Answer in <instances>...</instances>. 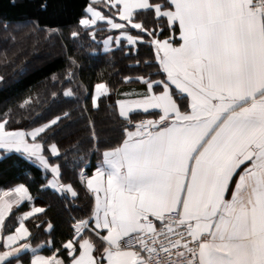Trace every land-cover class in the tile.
<instances>
[{"label": "snow or ice", "instance_id": "obj_1", "mask_svg": "<svg viewBox=\"0 0 264 264\" xmlns=\"http://www.w3.org/2000/svg\"><path fill=\"white\" fill-rule=\"evenodd\" d=\"M98 22L118 31L103 39L105 53L144 44L152 55L135 63L154 71L124 76L144 87L115 100L117 135L94 174L78 173L91 213L59 245L47 241L50 255L28 242L26 226L45 208L18 215V226L6 223L14 206L33 200L29 188L0 194V264L22 251L32 253L30 264H264V0H90L78 25L95 41ZM110 91L96 83L91 108ZM32 103L26 98L19 108ZM12 116L11 108L0 114V159L19 154L51 173L42 188L78 198L63 181L57 161L66 153L54 138L71 111L26 128L11 127ZM87 123L100 151L95 121ZM53 228L48 222L49 234Z\"/></svg>", "mask_w": 264, "mask_h": 264}, {"label": "trees", "instance_id": "obj_2", "mask_svg": "<svg viewBox=\"0 0 264 264\" xmlns=\"http://www.w3.org/2000/svg\"><path fill=\"white\" fill-rule=\"evenodd\" d=\"M89 2L0 0V114L11 108L13 116L10 126L26 128L43 122L61 109L72 113V119L66 121L64 128L58 130L54 138L62 153H66V158L57 161L62 166L63 181L74 185L79 193L78 198L69 195L66 199L61 198L52 189L42 188L41 185H46L47 180L52 178L51 173H45L19 154L11 153L7 158L0 159V191L23 183L33 197L32 202L13 209L6 223L12 221L18 226V215L32 206L45 208V213L26 221L31 233L28 242L34 247L39 246L40 253L45 255L51 254V245L47 241L55 240L59 245L73 230V223L81 218L86 219L91 213V194L79 182V169L86 167L88 173L92 174L102 159L106 143L117 135L115 100L123 98L121 93L125 91L144 87L139 82L125 83L124 76L135 77L154 71L142 63H135L136 59L143 61L152 55L144 44H139L135 49L125 44L124 51L113 49L105 53L103 39L113 33L118 34L117 30H109L105 22H98L94 26L97 34L95 41L85 33L78 20L84 15ZM96 7L102 14L108 13L103 4ZM144 19L151 27L152 18ZM73 29L80 32L78 39L71 38ZM135 33L132 30V34ZM70 57L76 61L75 65ZM69 70L73 73L71 81L67 76ZM53 73L57 76L55 81L51 78ZM99 82L107 83L111 91L108 97L100 98L99 109H92L90 97L94 94V85ZM67 88H72L76 96L63 97V91ZM54 91L58 94L56 103H53L51 95ZM29 97L32 105L20 109L19 104ZM85 103L90 109L88 112L83 111ZM108 105H113V108ZM89 117L95 121L100 136V151L96 150V142L90 137ZM48 222L54 225L51 234L47 231ZM19 260L30 264L31 254L11 259L12 264Z\"/></svg>", "mask_w": 264, "mask_h": 264}, {"label": "crops", "instance_id": "obj_3", "mask_svg": "<svg viewBox=\"0 0 264 264\" xmlns=\"http://www.w3.org/2000/svg\"><path fill=\"white\" fill-rule=\"evenodd\" d=\"M136 31V30H135ZM113 49H116V48H113ZM112 49V50H113ZM103 50H104V48H103ZM105 52V51H104ZM102 98V97H101ZM99 164H100V162H99ZM99 164H98V166H99ZM97 166V167H98ZM95 173V171L92 173V174H94ZM52 179V178H51ZM13 188H11V189H8V190H1L0 191V194H2L4 191H10V190H12ZM51 189V188H50ZM87 190V189H86ZM54 191V190H53ZM30 195H31V193H30ZM69 196H71L70 194H68ZM32 196V195H31ZM33 201V200H32ZM32 201H30V202H32ZM26 202H29V201H25V202H22V204L21 205H23L24 203H26ZM21 205H19V206H14L13 207V209H15V208H17V207H20ZM33 207V206H32ZM31 207V208H32ZM35 207H37V206H35ZM31 210V209H30ZM30 210H28V211H30ZM40 214H42V213H40ZM40 214H36V216H38V215H40ZM35 217V216H34ZM31 218H33V217H31ZM31 218H29V219H31ZM47 231L49 232V230L47 229ZM29 239V238H28ZM34 247V246H33ZM38 251H39V254H41L40 253V248L38 249ZM26 253H30L31 254V258H32V253L31 252H29V251H22L21 253H19L17 256H14V257H11L10 259H14V258H19V257H21L22 255H24V254H26ZM41 255H45V254H41ZM17 264V263H16ZM19 264H26V263H24L23 261H21V260H19Z\"/></svg>", "mask_w": 264, "mask_h": 264}, {"label": "rangeland", "instance_id": "obj_4", "mask_svg": "<svg viewBox=\"0 0 264 264\" xmlns=\"http://www.w3.org/2000/svg\"><path fill=\"white\" fill-rule=\"evenodd\" d=\"M113 48H115V47H113Z\"/></svg>", "mask_w": 264, "mask_h": 264}]
</instances>
